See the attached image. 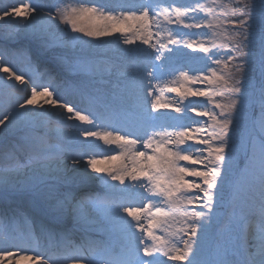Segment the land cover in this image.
I'll return each mask as SVG.
<instances>
[{
  "label": "snow or ice",
  "instance_id": "1",
  "mask_svg": "<svg viewBox=\"0 0 264 264\" xmlns=\"http://www.w3.org/2000/svg\"><path fill=\"white\" fill-rule=\"evenodd\" d=\"M0 28V88L14 97L0 133H20L0 145V264H264V0H16ZM111 37L129 59L104 86L73 87L8 46ZM97 180L103 198L85 191Z\"/></svg>",
  "mask_w": 264,
  "mask_h": 264
},
{
  "label": "bare ground",
  "instance_id": "2",
  "mask_svg": "<svg viewBox=\"0 0 264 264\" xmlns=\"http://www.w3.org/2000/svg\"><path fill=\"white\" fill-rule=\"evenodd\" d=\"M8 3L7 4H14L16 2V0H6ZM47 2H49V0H47ZM127 2L130 3H137L140 2V0H135L134 2L132 0H127ZM7 4H1L0 3V7L7 5ZM3 29L0 28V31H2ZM39 44L34 41V40H28V39H22L21 41H19V43H15V44H10L8 45L10 48H17V47H25L28 48L31 51L32 54V60L33 62H39L40 65V72H44L45 69H49L51 70L52 73L59 75L60 77H62L64 80H67L68 83L71 79L70 73H66L64 71L63 68V60H66V58L70 57L71 55L68 52H64V53H60L59 52V48L58 47H54L51 49H41L40 46H38ZM5 45L3 43H0V48L4 47ZM117 45H116V41L115 38H112L111 40H106L104 42H99L95 45H93V47L89 48V47H84L82 48L83 50L87 51V52H91V55L93 53H95V51L98 50H112V55L110 56L111 60L107 63L109 66L113 63H115L118 68L116 71H119V69H121L127 62L128 59L127 57H122L121 56V52L120 49L119 51L116 49ZM58 48V49H57ZM89 54V53H88ZM50 55V56H47ZM87 57V56H86ZM6 59L10 60L11 63L15 66V68L17 70H23L25 72H27L28 70V65H27V61L24 57V55L22 54H18V53H14L8 57H6ZM60 59L62 61H60ZM107 57L105 55L99 57L100 61H104L106 62ZM103 72H101V70H97L95 75H93L92 78H90V80L86 81L85 79H82V82L84 83H89L90 81L95 83V84H102V81H106L103 78H96L94 76H98V75H102ZM2 75V74H0ZM109 81H111V83L113 84L116 83L114 79H110ZM59 83V81H57ZM30 87V86H29ZM11 91V90H10ZM16 91V90H14ZM19 94L21 96L23 95H28L30 94V89H26L24 91H20ZM171 95V94H170ZM65 99L68 100H76L75 98L72 99L69 96L64 97ZM7 96L4 94V91L2 90V88H0V115L5 114L6 112L11 111L12 109V105H7L8 101L6 100ZM12 99V98H11ZM55 123H53L52 125H49V127H55ZM20 135V133L18 132H6V133H0V145L3 144H9V143H13L17 140L18 136ZM49 138H50V142L51 143H57V137L56 134L54 132H49ZM63 147L65 149H67L68 151H74L75 148L77 147L75 144H72L70 142H63ZM68 151L65 152V155L68 154ZM21 160L23 162V156H21ZM69 167H71V162L69 161ZM95 185L94 183H90L87 188L85 189V191L88 192V194H90L91 192H93V186ZM77 188H79V186H76ZM106 190V189H105ZM107 191V190H106ZM95 194H99L102 193L104 195V197L106 196V192L100 191V192H94ZM74 194H79L76 189H74ZM93 194V193H92ZM91 195V194H90ZM10 199L14 202H18L21 204H27V202L29 201V196L27 194H15L12 193L10 194ZM69 227H73L72 225H69ZM75 234H76V238H79L80 235V230L79 228H75L74 229Z\"/></svg>",
  "mask_w": 264,
  "mask_h": 264
},
{
  "label": "rangeland",
  "instance_id": "3",
  "mask_svg": "<svg viewBox=\"0 0 264 264\" xmlns=\"http://www.w3.org/2000/svg\"><path fill=\"white\" fill-rule=\"evenodd\" d=\"M132 1L134 2L135 0H132ZM49 2H50V0H49ZM140 2H143V0H140ZM249 2H252V3L259 5L260 0H249ZM73 35H75V34H73ZM112 38H114V37L105 38L104 41L111 40ZM28 40L31 41V39H28ZM104 41H93L92 43H93V45H95L99 42H104ZM84 47H87V46H84ZM123 47H124L123 45H120L119 47H116V49L119 51V49H121ZM58 48L57 49L59 50L60 53L68 52L71 55L70 57L66 58V60H63L62 63H76L78 61H87L92 66V68L94 69V72L90 76H84V75L78 74V73H70L69 76H71V79L69 81V85L74 87V86L80 85V84H87V83L82 82V79H85L86 81L90 80V78H92L93 75H95L97 70H101V72H103V73H102V75H98V76H94V77H96V78L100 77V78L105 79L106 81H109L110 79L117 80V76H118L119 71H115L112 75H109L108 72L106 71V68L109 67V65L107 63L111 60L110 56L113 54L112 50H114V49H112V50L111 49L110 50H101V51L98 50V51H95V53H93L91 55V52H87V51L83 50L82 48H73L71 46H58ZM185 51H188V50H185ZM221 54H223V53H221ZM103 55H105L107 57L106 62L99 60V57H101ZM192 55L195 56L197 54L193 53ZM47 56H50V55H47ZM60 61H62V60L60 59ZM195 66L196 65H193V67H195ZM251 75H252V73L249 72L246 74V77L251 76ZM113 84H115V83L113 82ZM96 85L97 86H104L103 84H101V85L96 84ZM108 86H110V85H108ZM29 89H30V87H29ZM11 91H14V90H11ZM65 95L71 97L72 99L75 98L76 101L79 102L78 98L72 94L71 88H69V90L65 92ZM171 95L174 96L175 94H171ZM10 98H11L10 96H7L6 100L8 101V103L11 101ZM193 99H196V98H193ZM9 104H13V103H9ZM250 111H251L250 107H246V109H242L241 114L237 116L238 124L244 125L247 122L246 112H250ZM256 111L258 112V104L256 107ZM173 114L175 115V113H173ZM237 162L240 164L241 167H243V162L239 158H238ZM92 188L94 189L93 192L90 193L92 196L95 195L94 192H98L100 190H104V191L107 190L105 188V185L98 180L95 181V185ZM97 215H98V213H97Z\"/></svg>",
  "mask_w": 264,
  "mask_h": 264
}]
</instances>
